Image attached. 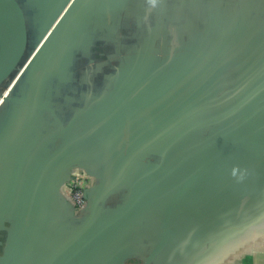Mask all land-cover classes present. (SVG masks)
<instances>
[{"label": "crops", "instance_id": "crops-1", "mask_svg": "<svg viewBox=\"0 0 264 264\" xmlns=\"http://www.w3.org/2000/svg\"><path fill=\"white\" fill-rule=\"evenodd\" d=\"M72 25L40 87L22 70L0 102V264H264V177L209 219L184 217L151 256L202 143L232 139L236 120L243 150L254 122L264 141V0H82ZM11 41L0 28V62ZM239 71L245 90L227 95ZM256 75L249 121L238 108L251 112ZM75 162L102 178L82 233L58 192Z\"/></svg>", "mask_w": 264, "mask_h": 264}, {"label": "water", "instance_id": "water-1", "mask_svg": "<svg viewBox=\"0 0 264 264\" xmlns=\"http://www.w3.org/2000/svg\"><path fill=\"white\" fill-rule=\"evenodd\" d=\"M80 3L82 0H26L25 3L22 0H0V28L9 31L12 36L11 46L0 62V88L6 83L10 87L15 77L22 75V70L25 73L31 68L38 76L35 86L40 87L39 82L49 66L48 57L53 53L52 48L64 45V40L72 30V20ZM26 6L33 10L30 11ZM188 87H191L190 83L181 85V98L188 95ZM0 97L3 98L4 104L8 95ZM259 101V93L255 87L250 91L246 101L251 112H245L239 104L238 116L244 115L250 121L249 116L256 114L255 108ZM154 111L160 112L157 109ZM234 122L230 126L232 139L225 136L217 147L211 146L209 141L204 143L201 160H196L195 163L196 169L183 179L165 211L164 233L151 256L154 257L170 240L180 223L182 228L188 226V219L184 217L196 212L200 216L202 214L201 218L209 219L211 210L219 211L232 199L240 202L241 197L246 198L248 193L242 188L244 182L264 177V141L259 138L258 124L254 122L253 126L251 125L252 129L248 134L249 146L243 150L247 142L240 136L243 127L237 120ZM248 166L251 169L246 171ZM75 167L85 168L97 178V184L90 193L91 203L88 212L80 219L74 216L69 202L62 194V188L70 179L72 169ZM65 175L58 192L63 198L68 215L82 224L78 231L82 233L93 222L101 207L102 178L98 171H91L77 162L69 166Z\"/></svg>", "mask_w": 264, "mask_h": 264}, {"label": "built area", "instance_id": "built-area-1", "mask_svg": "<svg viewBox=\"0 0 264 264\" xmlns=\"http://www.w3.org/2000/svg\"><path fill=\"white\" fill-rule=\"evenodd\" d=\"M96 184L97 178L85 168L75 167L72 169L70 179L62 188V194L69 202L75 217L80 219L87 214L91 203L90 193Z\"/></svg>", "mask_w": 264, "mask_h": 264}, {"label": "rangeland", "instance_id": "rangeland-1", "mask_svg": "<svg viewBox=\"0 0 264 264\" xmlns=\"http://www.w3.org/2000/svg\"><path fill=\"white\" fill-rule=\"evenodd\" d=\"M249 55H254V53L249 54ZM251 58V57H249ZM237 63L242 64V66L244 67L245 64H248L245 61L242 60H234V61H230L228 64V69H232L235 70L236 69V65ZM256 63V61H255ZM225 64V63H224ZM257 67V65H256ZM241 69V66H240ZM231 74V73H230ZM233 74V73H232ZM237 75V76H236ZM252 77V81L251 83L255 85V87H257L256 83H258L257 79V75L256 76H251ZM236 78V80H235ZM230 82L228 83V92L226 93L227 95L231 94V90H234V92L236 94H240V96L242 95L243 90H245V83L243 84L242 82V71H239L237 74L235 75H231V79L229 80ZM8 83L4 84L1 88H0V96H3L6 91H8L9 88V84ZM7 85V86H6ZM205 86V85H204ZM8 95V94H7ZM213 92L208 90V87L203 91V89L201 88V93L199 97H202L203 100H210L211 97H213ZM1 98V97H0ZM204 143H208L207 142H203L202 143V147L204 145Z\"/></svg>", "mask_w": 264, "mask_h": 264}]
</instances>
